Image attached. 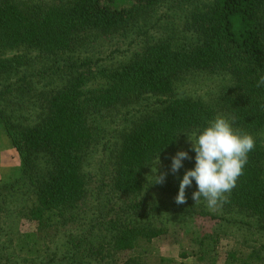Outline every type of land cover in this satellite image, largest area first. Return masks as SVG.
<instances>
[{
  "label": "trees",
  "instance_id": "1",
  "mask_svg": "<svg viewBox=\"0 0 264 264\" xmlns=\"http://www.w3.org/2000/svg\"><path fill=\"white\" fill-rule=\"evenodd\" d=\"M261 75L264 0H0V126L20 161L0 179V264H175L161 238L181 261L264 264ZM217 115L256 140L244 174L216 211L195 180L177 204L188 137Z\"/></svg>",
  "mask_w": 264,
  "mask_h": 264
},
{
  "label": "clouds",
  "instance_id": "2",
  "mask_svg": "<svg viewBox=\"0 0 264 264\" xmlns=\"http://www.w3.org/2000/svg\"><path fill=\"white\" fill-rule=\"evenodd\" d=\"M256 87H264V75L256 82ZM264 108V106H261ZM235 117L226 118L217 115L207 121L202 130L188 137L191 148L195 152V165L184 172L179 182L178 193L175 197L177 204L186 203V188L192 186L195 180L197 190L192 193L195 203L201 198L206 202L210 211H216L229 203V197L238 179L244 174L248 163V154L254 150L256 140L248 132L236 128ZM190 159L188 152L178 151L171 158L170 171L175 174L183 167V160ZM159 164V155L157 157ZM156 164V165H157ZM154 173L155 184H163L166 173Z\"/></svg>",
  "mask_w": 264,
  "mask_h": 264
},
{
  "label": "rangeland",
  "instance_id": "3",
  "mask_svg": "<svg viewBox=\"0 0 264 264\" xmlns=\"http://www.w3.org/2000/svg\"><path fill=\"white\" fill-rule=\"evenodd\" d=\"M123 47V46H122ZM115 48V47H113ZM111 49V47H109ZM125 49V48H124ZM103 84V80H93L87 84V88L98 87ZM261 142L264 144V130L260 133ZM20 166V161L17 152L12 146L9 138L6 136L4 129L0 126V179L4 176L13 175L18 172ZM170 239L161 238L154 241V247L163 255L175 260V264H198L194 261L192 257L181 261L177 259V252L179 247L176 245H171L169 243ZM229 242L223 240L221 243L222 249L229 248ZM191 240L189 235L183 236L180 242V250L185 251L187 254L190 253ZM174 264V263H173Z\"/></svg>",
  "mask_w": 264,
  "mask_h": 264
}]
</instances>
